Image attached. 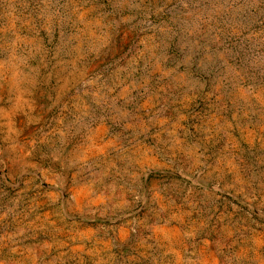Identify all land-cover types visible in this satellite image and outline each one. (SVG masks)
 I'll return each mask as SVG.
<instances>
[{
	"label": "rangeland",
	"instance_id": "obj_1",
	"mask_svg": "<svg viewBox=\"0 0 264 264\" xmlns=\"http://www.w3.org/2000/svg\"><path fill=\"white\" fill-rule=\"evenodd\" d=\"M0 264H264V0H0Z\"/></svg>",
	"mask_w": 264,
	"mask_h": 264
}]
</instances>
